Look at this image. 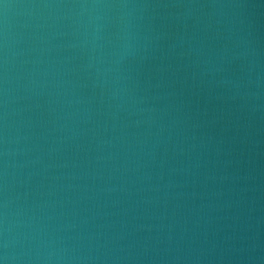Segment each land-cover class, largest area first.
I'll return each mask as SVG.
<instances>
[{"label":"water","instance_id":"obj_1","mask_svg":"<svg viewBox=\"0 0 264 264\" xmlns=\"http://www.w3.org/2000/svg\"><path fill=\"white\" fill-rule=\"evenodd\" d=\"M4 264H264V0H0Z\"/></svg>","mask_w":264,"mask_h":264},{"label":"clouds","instance_id":"obj_2","mask_svg":"<svg viewBox=\"0 0 264 264\" xmlns=\"http://www.w3.org/2000/svg\"><path fill=\"white\" fill-rule=\"evenodd\" d=\"M0 264H4V261H3V259H0Z\"/></svg>","mask_w":264,"mask_h":264}]
</instances>
